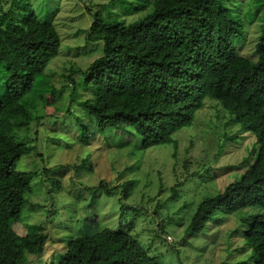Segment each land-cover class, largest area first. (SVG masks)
<instances>
[{
  "label": "trees",
  "instance_id": "trees-1",
  "mask_svg": "<svg viewBox=\"0 0 264 264\" xmlns=\"http://www.w3.org/2000/svg\"><path fill=\"white\" fill-rule=\"evenodd\" d=\"M124 1L129 0H109L102 6L124 7ZM228 1L163 0L129 23L116 16L106 18L101 11L91 13L84 41H102V51L85 70L77 69L93 90L91 97L77 103L93 116L98 131L130 129L140 135V147L146 149L174 142L177 130L193 125L194 113L205 98L215 99L229 112L226 123L239 124L229 139L235 141L242 131L254 135V157L251 160L248 153L242 159L246 164L242 173L198 203L184 231L198 234L216 213L237 214L240 225H245L243 242L254 264H264V20L254 43L256 59L242 55L235 44L244 37L243 16L233 14ZM9 2V7L0 6V241L15 235L10 222L21 215L25 194L38 176L36 171L19 172L17 165L33 147L24 140L29 125L40 119L28 107L35 103L32 93L42 99V92L52 96L56 91L43 75L60 47L51 22L32 13L21 16L12 10L17 1ZM251 2L264 5V0ZM7 31L16 35L13 49L4 36ZM66 84L75 90L74 82ZM69 107L66 112L71 113ZM85 137L90 139L88 133ZM175 194L173 189L171 197ZM45 239L37 232L16 238L35 245L39 253ZM65 245L55 264H161L122 230L103 228L70 238ZM0 264L24 263L0 251Z\"/></svg>",
  "mask_w": 264,
  "mask_h": 264
},
{
  "label": "rangeland",
  "instance_id": "rangeland-1",
  "mask_svg": "<svg viewBox=\"0 0 264 264\" xmlns=\"http://www.w3.org/2000/svg\"><path fill=\"white\" fill-rule=\"evenodd\" d=\"M16 1L12 10L17 14L32 13L54 25L60 47L43 75L55 93L42 92V99L32 93L35 103L28 104L31 114L40 119L29 125L24 140L33 147L20 159L17 170L36 171L38 176L25 194L21 215L10 222L16 238L37 232L46 235V242L39 253L35 245L8 236L0 241V251L24 264H55L67 240L106 228L126 231L161 264H254L243 242L245 225H240L237 214L216 213L198 234L184 231L198 203L241 174L248 153L251 160L254 157V135L242 131L235 141L229 139L239 124L226 123L229 112L215 99L205 98L194 113L193 125L177 130L174 142L146 149L140 147V135L130 129L98 131L93 116L77 103L93 95L77 69L85 70L102 51V41H84L91 13L101 11L106 18L116 16L129 23L163 0L134 4L129 0L124 7L110 8L102 6L109 0ZM9 4L0 0L3 8ZM227 6L239 18L243 16L244 37L237 40V50L256 59L254 43L264 20V5L229 0ZM1 18L0 10V22ZM4 36L13 49L16 35L7 31ZM68 80L75 83V90L66 84ZM68 104L71 113L66 112ZM207 165L210 170L203 171ZM128 180L133 182L130 186ZM173 189L176 194L171 197Z\"/></svg>",
  "mask_w": 264,
  "mask_h": 264
},
{
  "label": "built area",
  "instance_id": "built-area-1",
  "mask_svg": "<svg viewBox=\"0 0 264 264\" xmlns=\"http://www.w3.org/2000/svg\"><path fill=\"white\" fill-rule=\"evenodd\" d=\"M72 180H74V178H72Z\"/></svg>",
  "mask_w": 264,
  "mask_h": 264
}]
</instances>
